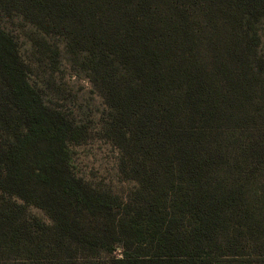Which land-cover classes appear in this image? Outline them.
<instances>
[{"label":"trees","instance_id":"obj_1","mask_svg":"<svg viewBox=\"0 0 264 264\" xmlns=\"http://www.w3.org/2000/svg\"><path fill=\"white\" fill-rule=\"evenodd\" d=\"M14 17L87 74L98 126L35 77ZM263 22L264 0H0V264L257 263L234 259L264 247ZM93 127L126 195L73 167Z\"/></svg>","mask_w":264,"mask_h":264},{"label":"rangeland","instance_id":"obj_2","mask_svg":"<svg viewBox=\"0 0 264 264\" xmlns=\"http://www.w3.org/2000/svg\"><path fill=\"white\" fill-rule=\"evenodd\" d=\"M3 21L17 36L21 53L33 63L35 77L41 79L52 76L46 79L51 84L49 89L59 88V94L68 96L65 98V102L69 107L73 108L84 119L88 118L90 124L92 123L91 125L98 126L106 106L90 78L76 65L71 56L65 55L63 62L57 67L50 66L47 54L42 51L44 46L42 47L39 42H35L37 34L33 26L24 23L23 19L19 17L3 18ZM262 29L260 48L264 51V22ZM97 128H92L93 137L86 143L72 147L73 167L86 179L126 195L133 186V182L124 180L119 167L118 149L109 140L97 135ZM248 194L252 196L251 204L256 208L257 213H264V186L253 184L249 186ZM32 212L46 218L40 209L32 208ZM261 241L262 238L259 236L257 242L262 243ZM119 251L117 250V253H120ZM249 253L250 256L238 257L234 260L253 259L259 264H264V247L255 246L249 250Z\"/></svg>","mask_w":264,"mask_h":264},{"label":"crops","instance_id":"obj_3","mask_svg":"<svg viewBox=\"0 0 264 264\" xmlns=\"http://www.w3.org/2000/svg\"><path fill=\"white\" fill-rule=\"evenodd\" d=\"M240 264H259V263H240ZM263 264V263H260Z\"/></svg>","mask_w":264,"mask_h":264}]
</instances>
